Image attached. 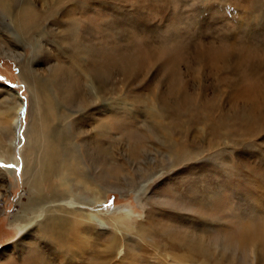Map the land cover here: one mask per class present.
<instances>
[{"label":"rangeland","instance_id":"1","mask_svg":"<svg viewBox=\"0 0 264 264\" xmlns=\"http://www.w3.org/2000/svg\"><path fill=\"white\" fill-rule=\"evenodd\" d=\"M7 3V13L0 10V264L33 256L39 264L172 263V241L155 249L125 232L117 254L94 242V234L98 241L114 236L117 209L132 211V220L149 215V232L162 244L170 237L198 243L223 264L264 259L249 233L245 251L228 246L245 223L264 225V0ZM23 3L34 15L19 26L15 11ZM33 73L47 82L53 108L72 114L61 144L80 149L75 168L64 164L51 171L53 181L44 177L41 195L49 197L54 183L74 194L82 182L109 189L84 207L99 219L90 230L65 222L49 232L56 253L36 226L21 230L12 221L38 194L26 184L23 160L42 118L29 88ZM93 84L104 91L83 116ZM140 172L149 173L141 183L148 193L134 190L137 180L123 184Z\"/></svg>","mask_w":264,"mask_h":264},{"label":"bare ground","instance_id":"2","mask_svg":"<svg viewBox=\"0 0 264 264\" xmlns=\"http://www.w3.org/2000/svg\"><path fill=\"white\" fill-rule=\"evenodd\" d=\"M7 1L9 0H0V10L2 11V13L3 12L7 13V9L9 6ZM16 8L17 9L15 11V16L17 18L16 17L15 18L18 21L19 26H25L26 23L33 17L34 11L32 10L31 6L24 3ZM8 14H10V12ZM29 70L32 71L31 69ZM58 73H59L58 69H54L51 71L50 74L52 75L51 77H53V79L56 80L54 77H58ZM29 79L31 81V85L29 88L33 94L34 100L37 103H39V108L41 109L40 117L42 118L40 120V124H37L38 127H33V129L38 128L39 131L35 132L32 141H29L28 142L29 144L27 143V147H26L27 150L25 154H23V160L25 164L27 163L30 167V168L27 167V170H29L30 174L28 173L29 176L27 175L28 178L26 179V184L29 188H33L34 190H36V193L38 194H37V201H34L33 205H30L28 209H26L27 213L23 215L14 214L15 216L14 217L12 216V221L13 223L16 221V226H18L21 230L28 229L32 225L36 226L37 230L40 231L39 234L41 240L45 242L47 246L54 253H56V252H61V250L58 248L56 249L53 248V247H57V241L54 239V236L49 234V232L51 231L54 232L56 229L60 228L65 222L76 223L80 226V228L83 231L89 229L90 226L91 227L94 226L92 220L99 221V219L97 218L98 216L93 212H90L89 210H85L84 207L93 206L96 203L97 204L100 203L102 201V197L103 196L105 197L109 189L100 190L99 186H93L87 182H82L81 184H77L81 187L79 188V186H77L78 193L74 194L73 189L70 186L66 185L65 183H61L57 188H56V184L54 183L53 185L51 184L50 187L51 193L49 197L45 198V196L41 195V191L39 187L41 183H43L44 177H48L51 174V171L58 172L60 167L64 164L66 168H75L76 165L74 164L76 163V160L74 158L79 159L78 156H80V152H79L80 149H77L75 147L65 148V146L61 144V140L65 135V131H69L68 129L70 127L71 118H72L71 112H66V111L59 112L57 106L53 108L52 103H50L52 99V94L45 80L38 78L36 75H34V73L30 75ZM49 80L52 81V79ZM55 83L57 90H59L60 84L58 82ZM103 91H104L103 89H101L99 86H94V84L92 85V87H88L85 89L84 95L89 100L87 101V103L81 105V111L83 116L84 114H87L85 113L87 108L89 106L92 107L93 104L95 103L94 99L98 98L99 96L102 97L101 94L103 93ZM64 98L65 99L72 98V93L69 90H66L64 93ZM106 103L108 106L109 102ZM19 107L20 104L15 105L16 108L15 111L19 110ZM46 109L49 110H47L45 114L43 110ZM58 120L60 122L63 121L64 123L60 124ZM15 121H16V117L14 119V124ZM146 164L151 165L153 163H151V160L147 159ZM24 172H26L25 169ZM148 174H149L148 172L146 174L144 172L133 174L131 179L124 181L123 184L128 185L130 182L133 181L135 182L137 180L138 182L136 181L134 183V190L136 191L137 189L140 188L141 191L146 190L147 192L149 185L145 189L146 185L142 186L141 183L145 184L146 182L145 178H147L146 176H148ZM148 178H150V176ZM48 179H50V181H53L50 178V176ZM93 187H95V190H93ZM55 194L60 196L54 197ZM1 196L2 194L0 193V197ZM139 197H141V192L138 193V198ZM54 202H57L58 204ZM23 205L24 204H22V207H24ZM116 213L117 214L115 216L111 217V221H112L111 224H113V227L115 228L114 232L112 231V233H114V236L106 237V239H104L103 241H98L100 239H98L97 237L100 236L94 234L95 236L92 239L94 240V242L97 241L98 245L104 244V249L106 251L115 252L117 254V251L120 250V248L123 246L122 236L126 232L125 235L134 233L135 237L139 236L143 238L147 244L153 245L155 249L158 247V245L167 246L166 245L167 242L169 241L174 242L177 245V248H172L167 246L171 249L169 250L168 254L169 256H172V263L167 262L166 264H223L222 262H220V259L216 258V256L210 257L209 253H206L204 251L205 249L200 244L184 241L183 245H181L179 242H177L176 240L170 237L169 235L170 233L168 234L170 239L166 240L162 244L160 239L156 238L153 235V232H149L151 231L150 228L151 223H150L149 215L146 217V220L145 218L142 220H132L130 216V213H132V211L128 209H124V210L117 209ZM146 214H148V212H146ZM155 221L160 222V220H158V218L156 217H155ZM145 222H148L147 227ZM128 224H130V226H128ZM123 227H125V230L123 229ZM155 230L157 229L155 228ZM248 233L250 234V238H253L255 236L257 239L256 244L259 243V245L263 246L264 248V225L254 224V226L251 227L250 224L248 223L244 224V228H242V230H240L237 233L236 237L234 238V242H230V244L228 243L229 244L228 246L232 247L233 245H236L235 247L236 248L238 247V250L241 249L245 251V245L247 239L246 235ZM153 237L159 240V242H157L156 239H153ZM181 247L183 248L180 249ZM254 250H255V245H253L252 247V252ZM262 251H264V249ZM127 255H124L122 257L123 260L127 258ZM39 257L40 256H38V258ZM69 257H73V256L69 255ZM45 261L46 260H44V262L42 261L40 264L50 263L49 261L46 262ZM255 261L254 262L252 261L253 262L252 264H264V259H260V260L258 259L256 263ZM160 263L165 264L162 261H160ZM20 264H39V263L37 262V257L33 256L31 257V259H27L26 261L25 260L21 261ZM51 264H53V262ZM239 264H247V262L240 261Z\"/></svg>","mask_w":264,"mask_h":264},{"label":"snow or ice","instance_id":"3","mask_svg":"<svg viewBox=\"0 0 264 264\" xmlns=\"http://www.w3.org/2000/svg\"><path fill=\"white\" fill-rule=\"evenodd\" d=\"M0 166H5V165H0ZM6 167H15L14 165H6Z\"/></svg>","mask_w":264,"mask_h":264}]
</instances>
